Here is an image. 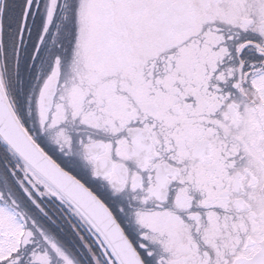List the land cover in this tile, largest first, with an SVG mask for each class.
Wrapping results in <instances>:
<instances>
[{"label": "snow or ice", "instance_id": "6c2138e0", "mask_svg": "<svg viewBox=\"0 0 264 264\" xmlns=\"http://www.w3.org/2000/svg\"><path fill=\"white\" fill-rule=\"evenodd\" d=\"M0 264H264V0H0Z\"/></svg>", "mask_w": 264, "mask_h": 264}]
</instances>
